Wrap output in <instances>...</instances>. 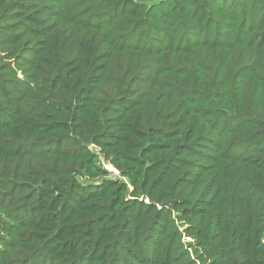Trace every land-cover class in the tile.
Returning a JSON list of instances; mask_svg holds the SVG:
<instances>
[{"label":"trees","instance_id":"trees-1","mask_svg":"<svg viewBox=\"0 0 264 264\" xmlns=\"http://www.w3.org/2000/svg\"><path fill=\"white\" fill-rule=\"evenodd\" d=\"M0 264H264V0H0Z\"/></svg>","mask_w":264,"mask_h":264},{"label":"built area","instance_id":"built-area-1","mask_svg":"<svg viewBox=\"0 0 264 264\" xmlns=\"http://www.w3.org/2000/svg\"><path fill=\"white\" fill-rule=\"evenodd\" d=\"M104 167L108 170V171H112L117 175V171H115L114 169L111 168V166L109 164H104Z\"/></svg>","mask_w":264,"mask_h":264},{"label":"water","instance_id":"water-1","mask_svg":"<svg viewBox=\"0 0 264 264\" xmlns=\"http://www.w3.org/2000/svg\"><path fill=\"white\" fill-rule=\"evenodd\" d=\"M171 203H173V201H172V200H170V201H168V202H167V204H171Z\"/></svg>","mask_w":264,"mask_h":264},{"label":"rangeland","instance_id":"rangeland-1","mask_svg":"<svg viewBox=\"0 0 264 264\" xmlns=\"http://www.w3.org/2000/svg\"><path fill=\"white\" fill-rule=\"evenodd\" d=\"M111 175H116L114 172L110 171Z\"/></svg>","mask_w":264,"mask_h":264}]
</instances>
